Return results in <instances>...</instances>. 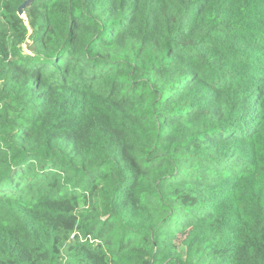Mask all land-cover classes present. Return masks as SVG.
Segmentation results:
<instances>
[{
    "label": "trees",
    "instance_id": "1",
    "mask_svg": "<svg viewBox=\"0 0 264 264\" xmlns=\"http://www.w3.org/2000/svg\"><path fill=\"white\" fill-rule=\"evenodd\" d=\"M0 0V264H264V0Z\"/></svg>",
    "mask_w": 264,
    "mask_h": 264
},
{
    "label": "water",
    "instance_id": "2",
    "mask_svg": "<svg viewBox=\"0 0 264 264\" xmlns=\"http://www.w3.org/2000/svg\"><path fill=\"white\" fill-rule=\"evenodd\" d=\"M33 0H28L25 3H23L19 8V14L23 15L25 14V8L28 6V4L32 3Z\"/></svg>",
    "mask_w": 264,
    "mask_h": 264
},
{
    "label": "built area",
    "instance_id": "3",
    "mask_svg": "<svg viewBox=\"0 0 264 264\" xmlns=\"http://www.w3.org/2000/svg\"><path fill=\"white\" fill-rule=\"evenodd\" d=\"M21 16H23V17H26V15H25V14H23V15H21Z\"/></svg>",
    "mask_w": 264,
    "mask_h": 264
}]
</instances>
